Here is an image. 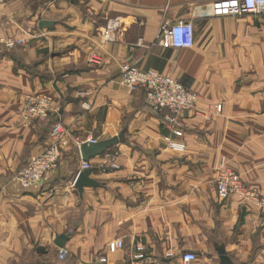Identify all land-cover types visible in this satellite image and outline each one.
Masks as SVG:
<instances>
[{
  "label": "crops",
  "instance_id": "obj_1",
  "mask_svg": "<svg viewBox=\"0 0 264 264\" xmlns=\"http://www.w3.org/2000/svg\"><path fill=\"white\" fill-rule=\"evenodd\" d=\"M215 0H0V264H128L137 255L155 264H264V211L238 196L219 198L222 162L264 195V54L237 55L223 76L217 52H264V16L215 17ZM252 15V16H251ZM42 20L52 22L41 27ZM190 21L195 44L159 42L166 21ZM115 23V39L103 33ZM155 70L196 91V110L180 116L183 136L172 133L166 112H154L143 90L121 83L122 65ZM53 98L48 121L26 126L27 94ZM215 104L222 112L207 120ZM73 133L58 168L25 188L16 179L29 160L54 142L55 121ZM125 133L116 156L88 162L98 187H72L83 170L79 143ZM171 135L184 150L168 146ZM111 160L114 169L104 171ZM76 201L80 203L77 204ZM81 217L80 219L78 217ZM77 218L79 222H76ZM69 235L60 261L57 237ZM123 240L111 252L108 244ZM44 247L46 252H39Z\"/></svg>",
  "mask_w": 264,
  "mask_h": 264
},
{
  "label": "built area",
  "instance_id": "obj_2",
  "mask_svg": "<svg viewBox=\"0 0 264 264\" xmlns=\"http://www.w3.org/2000/svg\"><path fill=\"white\" fill-rule=\"evenodd\" d=\"M247 14L264 16V0H215L210 15L215 17L242 16ZM115 23L110 22L103 33L105 40L115 39ZM159 42L175 48H189L195 44V28L190 21L164 22L160 28ZM22 40L7 39L0 36V45L9 49L22 44ZM121 83L130 91L143 90L148 103L156 112H166V119L171 125L172 133L183 136V126L180 116L184 112L196 110L199 103V94L188 89L181 81L170 75L161 74L155 70H141L135 65L124 63L120 74ZM53 98L45 93L27 94L20 112V120L26 126L38 121H47L52 112ZM222 112V104H215L206 114L208 119ZM54 142L46 150L33 156L19 175V181L25 188H31L41 183L45 175L60 165L63 150L72 140L69 128L62 122L56 121L51 130ZM168 146L173 149L184 150L186 145L176 143L171 135H167ZM91 141L96 139L91 138ZM82 143H79L81 145ZM88 161H83L82 169L91 168ZM216 189L219 198L226 200L232 196L254 201L264 211V195L256 188L246 184L242 176L230 167L221 166L218 174ZM124 247L123 240H114L108 244L111 252ZM61 259L69 256L66 247L58 252ZM96 261L105 263L106 256L100 255ZM157 258L150 255H137L130 259L128 264H155ZM198 255L194 251H187L182 255L181 264H197Z\"/></svg>",
  "mask_w": 264,
  "mask_h": 264
},
{
  "label": "water",
  "instance_id": "obj_3",
  "mask_svg": "<svg viewBox=\"0 0 264 264\" xmlns=\"http://www.w3.org/2000/svg\"><path fill=\"white\" fill-rule=\"evenodd\" d=\"M51 23L52 22L50 21L42 20L40 25L41 27H46V26H49ZM124 137H125V133L123 131L120 134L113 136L109 139H105L101 141L89 140V141L83 142L80 145V152H81L82 159L84 161H89L91 158L105 153L110 148L118 145L121 142V140L124 139ZM93 171H94V168L84 169L79 173L78 177L76 178L75 186L79 190L80 193H83L84 188L86 187L100 186V182L91 177V174L93 173ZM68 239H69V235L67 234L58 236L56 240L57 246L65 247ZM38 251L46 252L47 250L44 247H39ZM221 263L222 264H235L232 261V259L226 254L221 255ZM99 264H103V263H99Z\"/></svg>",
  "mask_w": 264,
  "mask_h": 264
},
{
  "label": "rangeland",
  "instance_id": "obj_4",
  "mask_svg": "<svg viewBox=\"0 0 264 264\" xmlns=\"http://www.w3.org/2000/svg\"><path fill=\"white\" fill-rule=\"evenodd\" d=\"M254 15V14H253ZM247 16H249V15H247ZM252 16V15H251ZM225 42H228V47H229V45H230V48H223L222 49V51H220V52H217L219 55H220V58H221V71H222V73L224 72L225 74L223 75V76H227V75H230V74H232V71H231V69H233L234 68V60L235 59H237V55H241L242 54V56H240L242 59H247V58H249V57H252V56H254L255 58H260L261 57V54H264V52H262V51H260V50H258V51H247V50H245V49H243V48H240V49H235V48H232L233 47V44H235V42L236 41H232V43L230 44V40H225ZM200 97V96H199ZM146 101H147V104H148V106L154 111V112H156L152 107H151V105L148 103V100H147V96H146ZM198 107V106H197ZM214 117V116H213ZM212 117V118H213ZM207 118V117H206ZM212 118L211 119H208L207 118V120H212ZM50 119V118H49ZM21 121V120H20ZM48 121V120H47ZM22 122V121H21ZM56 122V121H55ZM54 122V123H55ZM36 123V122H35ZM64 123V122H63ZM31 126V125H30ZM68 127V126H67ZM69 128V127H68ZM69 130H70V136H72V140L70 141V143H69V145L63 150V153H64V151L65 150H67L68 148H70L72 145H73V133H72V131H71V129L69 128ZM117 146V145H116ZM116 146H114V147H112V148H110L109 150H107L105 153H108V152H110L111 154L110 155H112V156H116L117 155V152L115 151L116 150ZM46 150V149H45ZM62 158V157H61ZM31 160V159H30ZM29 160V161H30ZM60 162H61V160H60ZM28 164V163H27ZM224 164V162H222V165ZM221 165V166H222ZM225 165V164H224ZM225 166H227L228 167V165H225ZM26 167V166H25ZM24 167V168H25ZM114 167H116V165H115V162L113 161V160H111L109 163H106V164H104L103 165V167H102V169L104 170V171H107V170H110V168L111 169H114ZM23 168V169H24ZM221 169V168H220ZM220 171V170H219ZM22 172V171H21ZM20 172V173H21ZM20 173L16 176V179L19 181V175H20ZM218 174H219V172H218ZM20 182V181H19ZM217 182V181H216ZM21 183V182H20ZM22 185V184H21ZM72 187L74 188V189H76V186L75 185H73L72 184ZM76 203L77 204H79L80 202L79 201H76ZM79 219L81 218L80 216L78 217ZM73 220H75L76 222H79V220L77 219V218H75V219H73ZM69 251V250H68ZM70 252V251H69ZM70 256V255H69ZM59 257V256H58ZM68 258L69 257H67L66 259H61L60 257H59V259H60V261H62V262H66L67 260H68Z\"/></svg>",
  "mask_w": 264,
  "mask_h": 264
}]
</instances>
